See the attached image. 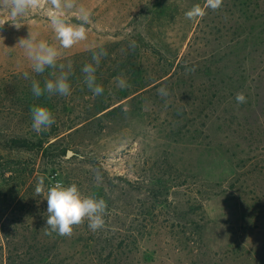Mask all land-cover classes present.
Instances as JSON below:
<instances>
[{"label": "rangeland", "instance_id": "rangeland-1", "mask_svg": "<svg viewBox=\"0 0 264 264\" xmlns=\"http://www.w3.org/2000/svg\"><path fill=\"white\" fill-rule=\"evenodd\" d=\"M197 4L205 14L188 19ZM80 7L87 39L70 49L46 2L15 19L0 8V264H264V0H76L68 22ZM29 32L71 61L70 95H33L32 79L54 77L32 71ZM100 48L94 96L82 68ZM36 105L55 118L39 135ZM58 182L103 198L105 226L46 235Z\"/></svg>", "mask_w": 264, "mask_h": 264}, {"label": "clouds", "instance_id": "clouds-1", "mask_svg": "<svg viewBox=\"0 0 264 264\" xmlns=\"http://www.w3.org/2000/svg\"><path fill=\"white\" fill-rule=\"evenodd\" d=\"M50 5L49 19L56 39L59 41L60 48L70 49L77 43L87 39L85 25L89 23L91 13L79 8V16L82 21L80 24L68 22L65 17V10L76 6V0H0V8L10 9V16L15 19L25 16L29 10L38 9L43 3ZM223 0H207V7L213 10L221 7ZM205 14V9L200 5H194L189 9L185 16L194 20ZM4 23H0L2 26ZM24 50L27 58L31 61L32 71L36 74H43L46 69H52L51 76L54 79H47L44 86L38 80L32 79L31 91L37 98L47 93L49 96L60 95L68 96L71 94L69 76L71 75V61L67 65L58 63L60 52L54 45H50L45 40L37 41L29 32L28 38H22L18 43ZM129 47L133 50L137 47L135 40L129 42ZM107 55L103 48L92 51V61L86 63L82 72L84 73V83L94 96L102 95L104 89L96 82V71L99 67L101 58ZM67 69V70H66ZM58 70V72H57ZM194 72L195 68L186 69ZM24 78L28 79L27 72ZM119 87H127L126 81L117 77ZM158 94L163 98L168 96L166 88L158 89ZM238 104L246 103L245 95L240 92L236 94ZM32 118V129L39 135L47 131L54 123L55 118L52 112L45 106L36 105L30 109ZM45 191L44 178H40L35 187L37 195ZM47 218L45 234L51 236L56 233L59 236L68 237L73 234L75 226L88 222L91 231L96 232L105 226L104 216L107 210V203L103 198L93 195H84L78 186L73 183L65 186L56 183L47 190Z\"/></svg>", "mask_w": 264, "mask_h": 264}, {"label": "trees", "instance_id": "trees-1", "mask_svg": "<svg viewBox=\"0 0 264 264\" xmlns=\"http://www.w3.org/2000/svg\"><path fill=\"white\" fill-rule=\"evenodd\" d=\"M7 147L20 150H32L34 145L25 139L21 138H11L7 142Z\"/></svg>", "mask_w": 264, "mask_h": 264}]
</instances>
